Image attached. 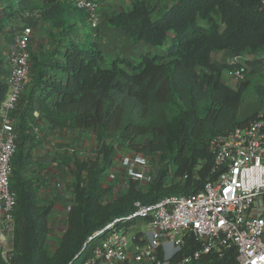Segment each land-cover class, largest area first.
Returning a JSON list of instances; mask_svg holds the SVG:
<instances>
[{
  "label": "trees",
  "instance_id": "16d2710c",
  "mask_svg": "<svg viewBox=\"0 0 264 264\" xmlns=\"http://www.w3.org/2000/svg\"><path fill=\"white\" fill-rule=\"evenodd\" d=\"M130 1L128 8L108 19V24L134 42L161 49L167 46L165 54L148 52L137 62L122 57L109 61L99 43L101 26L92 29L85 13L70 3L0 0L5 15L0 18V34L6 19L19 20L27 11H41V27L37 28L33 19L27 20L36 33L50 34V38H56L55 32L60 34L51 51L34 52L37 44L32 45L31 82L13 114L18 120V148L10 178L17 195L14 264H82L76 256L87 238L114 219L129 215L136 201L152 204L165 196L200 192L212 178V140L245 127L260 113L240 118L247 81L238 88L228 86L222 78L231 65L218 64L212 58L228 51L231 57L263 54L253 61L261 62L264 0H160L156 5L153 0ZM4 73L0 69V76ZM258 92L264 108V87ZM6 93V85L0 81V108ZM35 111L40 113L39 119L33 116ZM41 121L50 124L51 130H91L100 140L117 134L118 146L145 156L160 153L164 165L149 192L137 191L133 184L125 197L104 205L108 190L102 187L101 178L114 147L103 149L104 168L77 163L73 187L76 204L70 208L69 229L52 257L46 243L54 203L43 205L36 181L28 177L38 145L32 126ZM149 136V143H139ZM175 179L181 180L175 183ZM185 241L177 260L201 248L191 235ZM0 264H4L1 258ZM190 264L239 263L232 249L223 257L203 254Z\"/></svg>",
  "mask_w": 264,
  "mask_h": 264
},
{
  "label": "built area",
  "instance_id": "2783aa9c",
  "mask_svg": "<svg viewBox=\"0 0 264 264\" xmlns=\"http://www.w3.org/2000/svg\"><path fill=\"white\" fill-rule=\"evenodd\" d=\"M63 1L85 13L92 29L100 27L101 0ZM3 17L4 4L0 3ZM29 19L41 27V11H27L15 22L6 19L0 34L2 81L7 88L0 108V250L4 259L9 255L17 207V195L10 184L18 148V120L13 114L31 82L30 50L36 29L27 24ZM247 62L244 54L229 61V75L237 87L248 80ZM33 116L39 119L40 113L35 111ZM32 135L39 138L38 126H32ZM211 150L212 178L200 192L165 196L152 204L136 201L129 215L93 232L76 258L80 257L82 264H190L203 254L223 257L233 249L239 264H264V108L245 127L214 138ZM149 173V157L135 154L127 170L129 180L146 183ZM189 235L201 248L177 260Z\"/></svg>",
  "mask_w": 264,
  "mask_h": 264
},
{
  "label": "rangeland",
  "instance_id": "374dc122",
  "mask_svg": "<svg viewBox=\"0 0 264 264\" xmlns=\"http://www.w3.org/2000/svg\"><path fill=\"white\" fill-rule=\"evenodd\" d=\"M160 0H153V4H158ZM164 1V0H163ZM14 2H17V0H14ZM130 0H106L104 7L108 9V16L113 15L118 11V8L122 6L123 8H128L130 5ZM103 7V9H105ZM102 9V10H103ZM106 12V9L104 10V14ZM102 13V12H101ZM15 22L17 20L16 18H12ZM101 22L103 20L101 19ZM81 33L84 34L86 32L83 25L80 26ZM56 38H50V34L45 35H39V37L35 36V44L37 46L34 49V52L42 50V53H45L47 51H51V49L54 47L56 41L55 39H59V32H55ZM173 35H170L169 41H171ZM40 39V40H38ZM36 41H39L36 43ZM1 43H0V69L2 70V54H1ZM166 50V47L156 48L157 51L159 50ZM164 50V51H165ZM142 52V53H141ZM152 52L150 50L149 46H146L144 49H142L139 54H144ZM248 62L246 63V68L248 70V80L250 79V82L247 80L244 93H243V102L240 109V118H245L249 115H252L256 112H261L263 108L262 104V97L260 93L258 92V88L264 87V59H260L258 63H254L253 61H258V58H255L254 56L250 54H244ZM263 55V54H262ZM262 55H259L258 57H261ZM227 60V59H225ZM223 60V62L225 61ZM138 61V59L136 60ZM228 63L227 61L224 63ZM255 67L256 69H253ZM230 74V71H225L223 74V82L226 83L228 86H231L233 88H238L236 86V83L233 80V77ZM3 74L0 76V81H2ZM27 93V91H25ZM24 95L22 96L23 99ZM23 101V100H21ZM21 104V103H20ZM69 129H67L68 131ZM78 139L77 142H73L72 149L70 151V156L68 157V164H65L66 167H68L67 172L70 175V180L67 190L70 194L69 199L66 201V206L64 207V211L67 212L64 214V216L56 217L54 216L55 212H52L51 216L49 217L48 225H49V233L47 235V243L46 248L48 251V256L52 257L55 255L56 251L59 249L60 243L64 235L67 233L69 229V212L70 208L73 207L75 202V195L73 191L74 183H75V176L74 171H76V164L77 163H88L89 165L95 164L99 168H104L107 164L104 158L103 149L106 146H113L114 147V153L109 159L111 162L108 164L107 170L104 172L101 181H102V187L106 190H108L107 195L105 196L103 200V204L107 205L109 203H112L118 199H121L125 197L130 189L132 188L133 184H135L136 190L141 191L143 193L149 192V188L151 186L152 181L154 178L158 175L159 171L164 166L161 162V154L160 153H147L146 155L149 157V163H150V179L146 183H134L129 180L127 176V170L129 169L132 158L136 154L132 150L118 146V135H107L103 139H99L93 131H87L84 130L83 132L79 133L77 135ZM151 137L141 138L139 140V143L147 144L151 141ZM38 145H36L37 148ZM40 146V145H39ZM42 148V147H41ZM42 151V149L37 148V151ZM33 157V156H32ZM38 165V163H36ZM49 167V163H39V166L35 167L34 159L32 158V163L30 166H28V177L32 180L38 179V176H36L37 170H44ZM37 169V170H34ZM87 174H84V177H86ZM39 199L43 205H49L48 198H40ZM68 204V205H67ZM68 207V208H67ZM17 209V208H16ZM17 229H18V220H17V210L15 212V221L12 226V232H11V241H10V250H9V257L7 256L6 259L3 258L2 251L0 250V258L4 262V264H14V253L17 246ZM12 254H13V260H12Z\"/></svg>",
  "mask_w": 264,
  "mask_h": 264
},
{
  "label": "crops",
  "instance_id": "0c3cea01",
  "mask_svg": "<svg viewBox=\"0 0 264 264\" xmlns=\"http://www.w3.org/2000/svg\"><path fill=\"white\" fill-rule=\"evenodd\" d=\"M105 9L106 12L104 14ZM105 9H103L101 13V19L103 22H101L100 25L101 37L99 39V43L102 52L106 55V58L109 61L122 57L128 58L133 62H137L136 60L140 57V55H142L139 54V52L146 46L150 47L152 54L166 53L165 49L157 51V47L150 46L145 43L134 42L126 34L111 27L108 24V19L112 15L108 16V9ZM123 9L124 8L120 6L118 11ZM35 34L38 37L41 35L39 31ZM38 42L39 41H36V43ZM35 46L36 44L34 47ZM254 57L259 58L258 56ZM231 58L230 53L228 51H224L214 54L212 60L218 64H224L226 61L229 63ZM223 60L225 61L223 62ZM248 81L250 82V79ZM38 128L39 138L37 139V148L40 147L42 151H37V148H35L33 150L32 158L34 159L35 167L39 166V163H49V167L44 170L34 169L37 170L35 175L39 178V180L35 179L34 181H36V184L39 187L40 198H48L49 200L47 203H54V209L52 212H55L54 216L58 218L61 215L64 216L67 210H69L67 209L64 211L66 201L70 196L67 187L69 182H71L70 175L67 172L68 167H66L67 165L65 166V164H68V157L70 156L73 142H77V135L83 132V130H51L50 124L43 121L39 123ZM36 163H38V165ZM58 184L60 185L59 187Z\"/></svg>",
  "mask_w": 264,
  "mask_h": 264
}]
</instances>
